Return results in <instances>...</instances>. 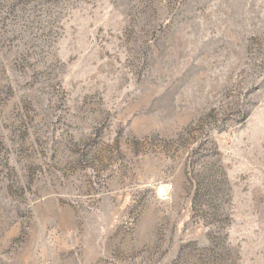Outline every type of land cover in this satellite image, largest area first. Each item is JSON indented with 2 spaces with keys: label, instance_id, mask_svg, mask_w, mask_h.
Wrapping results in <instances>:
<instances>
[{
  "label": "rangeland",
  "instance_id": "rangeland-1",
  "mask_svg": "<svg viewBox=\"0 0 264 264\" xmlns=\"http://www.w3.org/2000/svg\"><path fill=\"white\" fill-rule=\"evenodd\" d=\"M0 264H264V0H0Z\"/></svg>",
  "mask_w": 264,
  "mask_h": 264
}]
</instances>
